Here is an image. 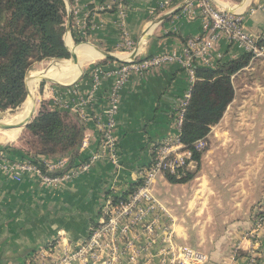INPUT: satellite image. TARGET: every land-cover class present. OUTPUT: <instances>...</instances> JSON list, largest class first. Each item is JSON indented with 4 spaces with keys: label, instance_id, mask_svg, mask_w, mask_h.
Listing matches in <instances>:
<instances>
[{
    "label": "crops",
    "instance_id": "obj_1",
    "mask_svg": "<svg viewBox=\"0 0 264 264\" xmlns=\"http://www.w3.org/2000/svg\"><path fill=\"white\" fill-rule=\"evenodd\" d=\"M162 1H66L65 44L78 63L79 51L86 47L95 49L100 56L88 62L104 59V52L122 50L117 55L124 56L123 62L105 60L100 66L105 74L103 85L83 106L88 147L80 146L73 167L89 161L101 149L99 123L107 120L108 97L114 72L120 65L134 56L146 60L168 53L182 55L189 40L207 33L199 12L184 13L189 3L197 0H179L168 8L161 7ZM212 2L244 16L246 31L257 40H264V0ZM125 36L130 38L131 47L124 45ZM82 38L86 42L77 43ZM216 48L218 63L244 54L225 39ZM256 66L262 67L258 79L242 81L237 88L236 81L243 73L254 72ZM263 67L264 58L257 59L234 77L233 102L221 122L212 127L201 161L189 166L194 179L172 183L164 175L158 177L154 194L165 214L156 236L147 234L143 225L130 235L140 251L139 264H175L165 229L176 246L194 248L205 255L206 264H250L252 258L257 264H264V226L258 227L264 218ZM78 80L72 86L55 90L54 97L71 105L85 100L93 88L92 79L85 75ZM189 90V77L180 62L130 77L121 91L116 117L118 165L100 159L72 181L53 186L44 185L33 174H25L17 181L0 170V264H30L60 235L65 244L73 247L89 240L92 229L101 222L104 205L114 203L143 183L146 170L163 144L178 134L177 119ZM9 147L11 157L18 160L28 152L18 145ZM176 150L179 154L187 151ZM148 220L150 217L147 223ZM119 247L125 252L126 241H120ZM121 263L128 264L126 255Z\"/></svg>",
    "mask_w": 264,
    "mask_h": 264
},
{
    "label": "built area",
    "instance_id": "obj_2",
    "mask_svg": "<svg viewBox=\"0 0 264 264\" xmlns=\"http://www.w3.org/2000/svg\"><path fill=\"white\" fill-rule=\"evenodd\" d=\"M125 0H118L117 4H123ZM179 0H163L161 7H172ZM192 12H199L204 20V28L207 32L201 38L189 40L182 55L163 54L151 59L140 60L137 57L127 59L114 72V83L108 97V107L105 110L106 121L99 123L101 131V149L93 154L89 161L78 166H70V159L66 156H58L55 159L43 158L42 165L45 172L29 160H14L4 150H0V170L10 175L14 180L20 181L25 174L38 176L46 186L59 185L70 182L81 173L90 170L93 163L100 159H109L113 164L120 162L118 139L116 137V117L120 107V94L130 77L134 74L143 75L148 71L155 70L171 64L180 62L188 74L190 90L185 95L178 115L177 126L179 132L166 140L161 150L154 159V163L144 175L143 183L137 190L128 197L127 201L114 205L106 203L101 210V222L92 229L89 240L77 246H70L63 242L60 235L57 240L51 243L46 251L37 255L30 264H122L124 255L128 257V264H139L140 251L130 240V235L140 225H143L147 234L156 236V230L161 224L165 214L163 207L154 194V187L158 177L165 173L177 175L181 178L179 170L189 169L192 154L180 141V129L184 118L185 108L191 96V88L196 81V66L214 68L216 62V45L220 40H227L230 44L238 46L244 53H251L255 58H264V48L259 46V40L250 35L245 29V19L228 10L214 5L212 0H197L189 3L184 13L190 15ZM124 45L131 47L130 38H124ZM217 54V59L221 60ZM104 70L101 67L94 68L91 79L93 88L87 98L79 104L71 105L61 99L59 104L62 109H69L85 120L84 103L91 102L95 94L103 85ZM88 138H83L81 148L88 147ZM198 150L205 148V143L200 141L196 144ZM184 148L187 151L183 154L177 153L176 149ZM53 173L54 175H49ZM150 217V220L147 219ZM264 226V218L260 220L258 227ZM168 234L167 243L170 247L172 262L175 264H206L208 259L205 255L194 248L187 246H176L171 240V233ZM126 241L125 252L119 247V242ZM250 264H257L252 258Z\"/></svg>",
    "mask_w": 264,
    "mask_h": 264
},
{
    "label": "trees",
    "instance_id": "obj_3",
    "mask_svg": "<svg viewBox=\"0 0 264 264\" xmlns=\"http://www.w3.org/2000/svg\"><path fill=\"white\" fill-rule=\"evenodd\" d=\"M66 1L72 0H0V112L16 110L25 103L28 98L26 78L35 63L70 57L65 44ZM259 46L264 48V40L259 42ZM257 59L260 58L244 53L238 59L219 62L214 68L196 66V81L191 88L180 129V141L191 152L192 162L201 161L207 145L198 150L196 144L207 142L212 127L221 122L234 100V77ZM67 117L73 118V122H66ZM27 127L37 144L19 160H29L44 172L42 160L51 156H66L73 166L85 132L81 117L69 109L52 110L44 105ZM0 150L10 156L12 154L10 147ZM179 172L181 178L170 173L164 176L172 183H187L195 177L189 169ZM137 188L115 199L113 204L127 201Z\"/></svg>",
    "mask_w": 264,
    "mask_h": 264
},
{
    "label": "rangeland",
    "instance_id": "obj_4",
    "mask_svg": "<svg viewBox=\"0 0 264 264\" xmlns=\"http://www.w3.org/2000/svg\"><path fill=\"white\" fill-rule=\"evenodd\" d=\"M82 39L77 41V43L78 42L82 43V41H81ZM84 42H86V41H84ZM81 45H83V44H81ZM120 53H123V51L121 50L119 53L114 52V54H116V55L120 54ZM117 56H121V55H117ZM53 60L54 59L44 60L42 62L35 63L28 75L30 76L32 73H35V72H38V71H41L44 69H48L49 64H51V61H53ZM99 60L100 59L95 60L94 62L84 63L82 66V75L80 76L79 80H81L83 77H85V75H88V74L91 75L94 68L99 67L103 62H105L106 59L104 58L100 61ZM257 67L258 66H256V68ZM261 69H262V67L259 66L254 72L243 73L242 78L238 79L237 80L238 82L236 81V84H235L236 87L239 88V86L242 85V81L246 80L247 83H249L250 81L253 82L254 80L258 79V78H256V76ZM263 69H264V67H263ZM260 74H261V72H260ZM29 76H27L26 80L28 79ZM43 84H45V85H43ZM256 85H258V83H256ZM69 86H72V85L63 86V85H60L58 83L40 82L38 88L35 91V99H36L35 111H36V113H35L34 117L36 115H38V113L41 111V109L44 105H47L48 109L51 108L52 110L62 109L61 106L59 105L61 103L59 102L57 97H54V91L59 89L60 87H69ZM19 109L20 108L14 110V111H12V110L2 111V112H0V118L1 117L2 118L12 117L19 111ZM66 110H68V109H66ZM73 114H75V113H73ZM34 117L32 118V120L34 119ZM66 122H68V123L73 122V118L67 117ZM5 134H6L5 131H2V130L0 131V146H3V147L18 145L22 149L26 148V149L32 150V148H33L32 146H35L37 144L34 137L31 136V134L29 133L27 126L22 128V130L18 129V135L13 139L12 138L11 139L4 138Z\"/></svg>",
    "mask_w": 264,
    "mask_h": 264
},
{
    "label": "bare ground",
    "instance_id": "obj_5",
    "mask_svg": "<svg viewBox=\"0 0 264 264\" xmlns=\"http://www.w3.org/2000/svg\"><path fill=\"white\" fill-rule=\"evenodd\" d=\"M98 57L100 56L95 49L91 47L90 48L86 47L79 51V58H80L79 61L80 62L78 63L77 61L76 65L74 66H71L68 62H65V65H64L65 67L60 74H58L57 71H54L53 69L50 68V66L55 63V61L53 60L54 62L51 61V64H49L48 69H44V70L32 73L30 76L28 75L29 77L27 79V82H28V87L31 91L32 97L27 98L25 103L22 105V107H20L19 111L14 116L9 117V118L1 117L0 125L2 124H5V125L21 124L25 120H27L29 117H31L32 112L35 111L36 109L35 91L39 86L40 80L42 82L44 78L48 80H52V78H54L55 81L62 83V84H71L73 82L75 83V81L79 79L80 76L82 75L83 64L88 61H93L95 58H98ZM118 57L124 58V56L122 55ZM40 75H43V76H40ZM45 76H49V77H45ZM63 86H68V85H63ZM18 129L20 130L21 128L2 130V131H5L6 133L4 135V138H8V139L15 138L18 135Z\"/></svg>",
    "mask_w": 264,
    "mask_h": 264
},
{
    "label": "water",
    "instance_id": "obj_6",
    "mask_svg": "<svg viewBox=\"0 0 264 264\" xmlns=\"http://www.w3.org/2000/svg\"><path fill=\"white\" fill-rule=\"evenodd\" d=\"M103 56H104L105 59H112V60H116L118 62H123L124 61L120 57H118L117 55H114V54H111V53H108V52H104L103 53ZM54 61H55V63L52 64L50 66V68L53 69L54 71H57L58 74H60L62 72V70L64 69L65 62H68L71 66H74L77 63V59H76V56L74 54L73 55H70V57L68 59H54ZM42 82L56 83L55 81L48 80L46 78H44L42 80ZM26 87H27V92H28V98L29 97H32L31 91H30V89L28 87L27 80H26ZM12 111H14V110H12ZM35 113L36 112L33 111L32 114H31V117H29L27 120H25L21 124H16V125H5V124H2V125H0V129L1 130H10V129H15V128H21L22 129V128H24L25 126H27L31 122V120L34 117Z\"/></svg>",
    "mask_w": 264,
    "mask_h": 264
}]
</instances>
